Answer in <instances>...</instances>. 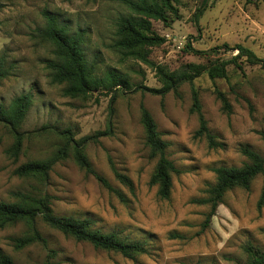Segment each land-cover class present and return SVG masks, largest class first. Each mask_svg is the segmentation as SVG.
<instances>
[{
    "label": "rangeland",
    "instance_id": "rangeland-1",
    "mask_svg": "<svg viewBox=\"0 0 264 264\" xmlns=\"http://www.w3.org/2000/svg\"><path fill=\"white\" fill-rule=\"evenodd\" d=\"M174 2L178 19L171 18L167 25L153 22L155 32L167 40L149 48V59L155 64L169 71L185 64L208 66L237 53L222 48L224 44H242L264 58V1L208 0L198 23L194 16L204 0ZM124 8L118 0H0V56L12 66L0 83V103L9 106L15 97L31 93L33 104L20 130L46 128L24 141L14 162L6 154L13 135L0 123V201L11 202L13 192L31 190L36 184L14 171L28 161L50 157L61 144L56 131L70 130L79 139L110 128L109 135L90 141L85 153L122 198L85 174L71 158L54 165L44 190L52 197L56 215L89 219L92 229L114 233L127 242H143L147 252L125 257L96 249L39 219L37 228L56 252L55 264H249L248 244L264 254V205L258 209L264 177L257 176L248 189L228 190L206 228L211 205L202 200L216 182L213 168L242 167L248 162L242 146L264 157L259 134L264 131V71L241 61L240 68L228 67V79L213 80L203 74L192 84L183 83L179 95L151 94L142 87L160 88L156 72L111 47ZM44 10L58 15L72 30L85 31V54L89 61L96 60L97 75L115 70L127 78L131 89L108 95L95 91L87 99L64 96L65 85L53 83L46 67V61L53 59V47L37 33L44 25ZM188 43L205 54L190 52ZM193 88L219 147H211L205 137H195L199 118L190 111ZM216 91L227 97L230 113L223 110ZM141 104L152 115L168 143L167 155L179 170L172 174L168 199H161L157 185L150 183L157 159L146 145ZM111 164L131 180L132 187L116 179ZM25 232L23 224L0 230V250L15 264H43L47 251L42 246L13 248L11 239Z\"/></svg>",
    "mask_w": 264,
    "mask_h": 264
},
{
    "label": "trees",
    "instance_id": "trees-1",
    "mask_svg": "<svg viewBox=\"0 0 264 264\" xmlns=\"http://www.w3.org/2000/svg\"><path fill=\"white\" fill-rule=\"evenodd\" d=\"M125 8L116 23L115 39L112 48L120 52L125 58H135L152 68L160 83V88L142 87L151 94L162 98L170 92L179 95V88L183 83L192 84L194 79L207 74L210 79H228V67L233 65L241 67V61L250 65H259L264 71V58L259 57L252 49L236 44L229 46L224 44L222 48L227 51H237L229 59H217L208 66L185 64L175 71H169L164 66L157 65L149 59V48L163 45L167 40L159 35L153 28V22H162L167 25L170 19H178L179 12L175 0H118ZM253 1V0H248ZM264 1V0H256ZM208 0H204L202 6L195 13V22L207 8ZM44 25L37 30L38 36L52 45L53 59L46 61V67L51 72V80L56 84H64L63 95L71 98L87 99L93 92L100 91L105 94L116 93L131 89L127 78L115 70H107L104 75L96 74V60L89 61L85 54L86 35L81 29L72 30L66 23L60 21L55 13L44 10ZM187 48L190 52L203 55L204 51L194 49L190 43ZM221 48V47H219ZM12 66L7 65L4 55L0 56V83L10 75ZM118 87V88H116ZM217 98L221 101L223 110L231 111V105L224 93L216 91ZM114 98V97H113ZM112 98V101H113ZM33 104L31 93L21 94L15 97L9 106L0 103V123L7 126L13 135V143L7 149L9 159L17 162L23 150L24 141L31 135L42 132L46 128L33 132L20 130L27 112ZM141 124L143 126L146 145L150 156L157 159L155 171L151 178V185H157L158 196L161 199L170 197L172 188V174L179 173L174 162L167 155L168 143L162 139L150 112L141 104ZM190 111L196 113L199 118V128L195 137H205L211 147H219L214 135L211 134L207 121L202 113L199 95L196 89H192V106ZM61 139V144L52 155L43 160H31L19 165L14 174L25 180L35 181L31 190L16 191L11 194L13 201H0V230L17 224H23L26 232L17 238H12V246L16 251L32 245H40L47 251V257L43 264H55L53 259L56 252L49 249L48 241L37 228L40 219L49 227L61 232L65 236L77 241L89 242L96 249L115 251L125 257L146 253L147 248L143 242H127L120 239L114 233H102L92 229V221L89 219L58 216L52 209V197L45 192L49 183L50 173L59 162L71 158L74 163L87 175L94 176L97 181L110 192H114L122 198L109 182L96 172L85 153L86 145L92 141L110 134V128L97 131L94 135L76 139L70 130L55 132ZM264 144V131L260 132ZM241 154L248 162L242 167L220 166L213 168L216 174V182L208 190V198L202 203L211 205L207 219L203 225L208 227L218 205L225 193L235 187L248 189L252 181L259 175L264 177V157L249 146L240 148ZM112 170L116 179L132 187L131 180L119 172L113 164ZM264 205V185L258 202V209ZM249 256V264H264V254L248 244L245 248ZM0 264H15L11 257L0 250Z\"/></svg>",
    "mask_w": 264,
    "mask_h": 264
}]
</instances>
